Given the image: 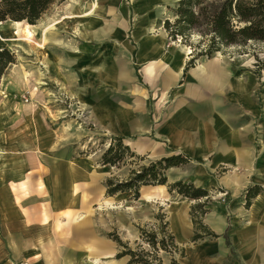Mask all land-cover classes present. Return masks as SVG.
<instances>
[{
	"label": "crops",
	"instance_id": "0c3cea01",
	"mask_svg": "<svg viewBox=\"0 0 264 264\" xmlns=\"http://www.w3.org/2000/svg\"><path fill=\"white\" fill-rule=\"evenodd\" d=\"M149 28L135 30L138 42L130 58L121 51L127 49L125 43L95 40L91 29L85 34L87 39L79 40L62 53V57H42L41 64L47 60L48 66L55 65L60 71L67 69L77 80L86 82L84 91L90 92L89 118L102 132L125 138V144L139 155L152 153L154 157L163 158L178 153L188 157V164L172 168L176 169L178 178L168 180L166 173L168 184L182 181L207 192L218 188L231 194L230 214L222 206L204 217V224L217 238L196 244H189L194 233L188 213L192 201L187 198L175 201L178 203L172 208L180 214L182 224L173 226L171 218L169 223L177 245L185 246L184 264H264V137L258 141L255 80L248 75L239 76L249 86L248 94L242 97L235 91V71L233 77L230 76L234 68H228L224 62L200 58L186 70L191 60V52L186 54L183 50L187 47L169 40L163 26L151 37ZM114 44L120 46V53L115 56L111 52ZM65 63L67 67L61 66ZM150 63H154V67L147 76L144 68ZM198 65H204L207 71L222 70L224 77L220 85L208 86L194 74ZM259 130L264 135V123ZM136 146L142 147L143 152ZM5 186L0 185L4 189ZM1 188L0 193L5 192ZM252 188L260 191L246 208V193ZM241 193L242 197L238 195ZM14 195L11 201L7 194L0 197V207L10 202L15 209L7 208L10 213L7 211L5 221L0 217V264H6L1 260L7 254L6 249L2 252V240H8L11 250L23 246L28 257L41 256L38 261L32 258L30 264L75 263L84 247L75 245L76 254H66L64 259L55 255L58 258L53 260V254H47V260L43 258L42 245L47 241L46 232L40 226L43 223H36L38 226L32 223L31 233L27 234L22 218L16 216L21 209L17 208ZM185 200L187 204L182 202ZM56 212L57 222H60L59 213L63 210ZM7 224L9 237L2 239ZM38 230L41 235H36ZM88 244L94 246V256L100 264L109 260L126 264V260H113L116 247L111 242L95 237ZM10 258L9 255L8 261L12 264Z\"/></svg>",
	"mask_w": 264,
	"mask_h": 264
},
{
	"label": "rangeland",
	"instance_id": "374dc122",
	"mask_svg": "<svg viewBox=\"0 0 264 264\" xmlns=\"http://www.w3.org/2000/svg\"><path fill=\"white\" fill-rule=\"evenodd\" d=\"M177 1L156 0L146 10L139 7L141 6L140 0H120L115 5L111 3L108 6L114 5V8L105 11L102 19L97 21L92 28V34L98 41L125 43L127 49L123 48L121 51L127 53L130 58L131 52H133L132 55L135 54L134 48L138 42L134 37L135 30L154 27V33L150 34V37L158 34L160 31L155 26L159 21L162 20L164 25L165 20H174L171 9ZM67 3L68 0L55 3L35 25L59 19L70 11L69 6H66ZM137 7L139 12L136 14ZM145 14H148L150 19L144 20ZM119 21L124 22L125 28L117 25ZM54 33L50 42L44 44L46 52L42 51L40 46L42 42L38 37H34L31 42L22 41L19 45H0V49H7L15 56L16 61L13 65L21 68L26 74H32L23 80L11 65L3 76L6 81L5 86L0 87V106L5 104L6 107H10L12 103L18 105L20 111L15 114L12 109V117L5 126L6 151L0 155V185H6L7 173L16 170L20 165L34 175L30 188L27 187L26 190L20 191V195H14L13 199L17 202V208L23 203V199H28V197L30 201H33L30 205L37 204L39 201L43 204L41 214L43 225L40 226L46 232L47 241L42 245L43 250L41 251L45 260H47V254H53V260L58 258L57 255L61 256V259H64L66 254L75 255L73 251L75 245H78L77 248H83L90 240L98 237L115 245L116 253L113 260H126L128 264L129 257L115 258L116 254L123 249L119 248L109 236V234H114L128 249L136 255H142V258L149 264H158V261L160 264H184L185 246L177 245L169 223L174 210L173 203L184 197L176 192L170 193L167 186H164L169 195L167 201L155 199L150 203L140 202L142 191L153 186L140 187L137 200L132 199L131 193L106 196L107 180L125 181L132 170L136 171L141 166H147L160 158L154 157L152 153L139 155L130 147L134 154L143 159L127 157L122 164L116 167L99 164L102 154L115 136L102 132L90 120V92L84 91L86 82L82 79L77 80L71 73L69 74L67 69L62 70L64 75L60 73L58 75V72H63L55 65H50L46 69L45 65L41 64L42 57H62V53H65L68 48H73L79 40L87 39V36H77L70 23L63 24ZM142 35L144 36L145 33ZM191 39V41H196L198 36L193 35ZM175 42L179 43V39ZM119 47L117 44L111 47L114 56L120 53ZM186 47L190 52L192 51L190 47ZM200 49L196 51L199 52ZM121 57L124 55L121 54ZM214 57H217L220 62L230 64L241 78L248 75L255 80L253 90L259 111L257 136H260L258 140L260 142L261 136L264 137L263 132L259 130L260 125L264 123V44L248 42L244 46L222 48L220 52L207 59ZM67 64L61 66L67 67ZM24 81H27V86ZM70 160L76 161L74 167L81 172L85 171L86 163L90 164V169L85 171V178L75 183L76 205L70 208V216H65L63 212H60L59 214L62 213L61 219L57 222V212L52 210L51 204L52 169L54 165L65 169L66 162ZM38 172H42V177H38ZM39 184L44 185L42 196L36 193V190L40 188ZM208 193L207 198L189 199L192 203L188 208L191 221L193 215V221L200 222L202 225V228L199 225L195 227L204 232H210L204 224V217L208 212L222 206L228 209L229 214L232 210H229L230 193L218 188ZM238 195L242 197L243 193ZM105 199L114 200L113 204L105 205L103 202ZM198 204H204L202 210H197L206 212L203 216L195 212ZM30 217L33 215L30 214ZM73 217H79L80 220L71 224ZM2 239L6 238L2 236ZM205 239L209 237L205 236L203 240ZM162 242L166 251L161 246ZM189 244L196 243L189 242ZM8 245V240H2V252L4 249L7 250V254L1 260L2 263L10 264L9 255L12 264H30L32 258L37 261L41 258V256L34 257V255L26 256L23 246L15 251L11 250ZM34 250L37 248L34 247ZM14 255L15 257H12Z\"/></svg>",
	"mask_w": 264,
	"mask_h": 264
},
{
	"label": "trees",
	"instance_id": "16d2710c",
	"mask_svg": "<svg viewBox=\"0 0 264 264\" xmlns=\"http://www.w3.org/2000/svg\"><path fill=\"white\" fill-rule=\"evenodd\" d=\"M64 1L0 0V22L25 21L30 25H35L55 3ZM171 11L174 20H165L163 29L169 40L178 41L179 39L181 44L191 48V60L187 63L186 70L193 67L196 60L210 58L213 54L220 52L222 48L244 46L248 42L264 44V0H178ZM193 35L198 36L196 41H191ZM196 49H200V51L197 52ZM15 61V56L12 53L7 49H0V81L8 68L15 64ZM124 140L123 137H114L107 150L102 154L99 164L116 167L122 164L127 157L142 160V157L131 151ZM188 163L189 158L183 154L160 158L147 166H141L136 171L132 170L125 181L107 180L106 196L131 193L132 199L137 200L139 189L142 186H167L170 193L176 192L184 198L191 200L207 198L209 193L206 190L197 188L191 183L179 181L168 184L167 171ZM259 191L258 188L248 190L246 208L249 207L251 199L256 197ZM203 207L204 204H198L195 207V212L202 210ZM199 214L203 216L206 212L201 211ZM193 218L192 215V221ZM193 224L194 233L190 239L191 243L202 241L205 236L217 238L211 231H200L202 228L200 222L193 221ZM195 225H199L200 228H196ZM109 236L119 248L123 249L116 254V259L129 257L128 264H149L142 258V255H136L128 249L117 236L114 234H109ZM151 243L154 245L153 241ZM161 246L164 249L163 242ZM152 247L154 249V246Z\"/></svg>",
	"mask_w": 264,
	"mask_h": 264
},
{
	"label": "bare ground",
	"instance_id": "6f19581e",
	"mask_svg": "<svg viewBox=\"0 0 264 264\" xmlns=\"http://www.w3.org/2000/svg\"><path fill=\"white\" fill-rule=\"evenodd\" d=\"M156 0H140V8L147 9L149 6H151L152 2ZM120 0H68L67 7L69 6V12L63 14L59 19L50 21L48 23H41L40 25H30L25 21L22 22H14L11 20H7L4 22H0V45H19L20 42L26 41L31 42L34 37H38L42 44L41 49L43 52H46V49L44 47V44L47 42H50V38L52 35H54L55 31L59 30L63 24L70 23L72 24V27L78 36H84L86 33H90L91 29L94 27L95 23L102 19V15L105 13V11L109 8L113 9L115 4H118ZM114 4L113 6H108L110 4ZM113 12V11H112ZM139 12L138 7L135 9V13L137 14ZM144 20L150 19L148 17V14H145ZM147 22V21H146ZM162 20L158 22V24L155 26L158 29L161 30L162 27ZM118 26L124 27V22L121 21L117 22ZM116 28V27H115ZM150 34L154 33V27L149 28ZM162 32V31H161ZM184 52L190 53L188 48L183 49ZM213 61L220 62L217 57L213 58ZM48 68L49 61L46 60V62L43 63ZM220 64V63H219ZM228 68L231 67V65L226 64ZM13 70L18 73V75L21 76V78L24 80L27 76H32L31 73H24V71L21 68H18L15 65H12ZM154 67V63L147 64L144 68L145 74L147 73V76H150L152 70ZM227 71V70H225ZM235 71V75H234ZM194 74H196L198 77L201 78V80L206 83L208 86L217 87L220 85L221 81L224 77V72L222 70L218 71H207L204 65H198L194 70ZM217 72V73H216ZM237 70L232 69V74L230 76L233 77L234 75V87L235 91L240 92L241 96L244 97L248 94V88L249 86L244 82L243 79H241L237 75ZM41 76L43 74L40 73ZM6 81L5 78H2V81L0 82V87H4V82ZM25 86H27V81H24ZM138 91V89H137ZM141 93H144L143 90H140ZM1 92V91H0ZM12 109L13 113L18 114L20 111V107L18 105H14L10 103V107H6L5 104H2L0 106V155L3 154L6 151V138H5V126L7 125L9 118L12 117ZM135 146V145H134ZM140 152H143V148L140 146H136ZM76 161L70 160L66 162L65 169H63L62 166L54 165L52 169V187L50 188L51 193V204H52V210L53 211H59L63 209V214L65 216H70V208L76 205V198H75V190H76V181L83 179L86 177V172L88 169H90V164L86 163L85 171L81 172L77 170L74 167ZM176 169L170 168L168 170V180H175L179 177V175H176ZM34 175L29 173L27 168H24L22 165L19 166L16 170L12 172L7 173L6 178V185L5 189H3L5 192L0 193V197L2 198L4 194H7L11 201V197L14 194L20 195V191L26 190L27 187H29L32 183ZM38 177H42V172H38ZM229 182H233L232 184L238 186L233 179H229ZM40 188L36 190L37 195H43L44 192V185L39 184ZM4 187V186H3ZM30 188V187H29ZM15 189V190H14ZM23 196V195H21ZM155 199H162V200H169V197L167 195V192L165 191L164 186H154L150 187V189H144L140 195V202L143 203H150ZM5 200V198H4ZM114 200H107L105 199L103 202L105 205L111 206L113 204ZM3 202V200H2ZM23 203L20 204L19 208L21 209V212L16 214L18 218H22L21 221L23 223V228L25 229L27 234H30V225L32 223H40L42 218L41 214L43 211V204L41 201H39L37 204H31L30 197L28 199L24 198ZM184 204H187L188 201H182ZM8 203V202H7ZM2 203V207H0V217L2 221H5L8 213H10L7 208H12L10 202L9 204ZM173 203V205L177 204ZM15 211V209H13ZM8 211V213H7ZM16 213V212H15ZM14 213V215H15ZM30 214L33 215V217H30ZM62 215V213H61ZM79 217H73L72 222L77 223L79 221ZM182 218L179 213L172 211L171 216V224L179 225V227L182 224ZM9 223V222H7ZM6 227V234L3 235V237L8 238L9 233L7 231L8 224ZM58 227V225H57ZM23 228L21 229L22 235H25V232L23 231ZM10 232V230H9ZM41 230H38L36 235H41ZM39 242H41V237L39 236ZM96 253V250L93 245L88 244L83 248V251L81 253V256L77 259V261L73 264H100V261L98 258H96L94 255ZM110 253H103V255H107ZM104 264H118L115 263V261H105Z\"/></svg>",
	"mask_w": 264,
	"mask_h": 264
}]
</instances>
